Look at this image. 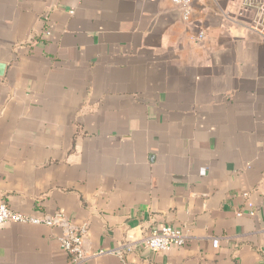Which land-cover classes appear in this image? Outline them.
Returning a JSON list of instances; mask_svg holds the SVG:
<instances>
[{
  "label": "crops",
  "instance_id": "1",
  "mask_svg": "<svg viewBox=\"0 0 264 264\" xmlns=\"http://www.w3.org/2000/svg\"><path fill=\"white\" fill-rule=\"evenodd\" d=\"M0 201L86 225L75 264H264V0H0ZM60 233L5 222L0 264Z\"/></svg>",
  "mask_w": 264,
  "mask_h": 264
},
{
  "label": "built area",
  "instance_id": "2",
  "mask_svg": "<svg viewBox=\"0 0 264 264\" xmlns=\"http://www.w3.org/2000/svg\"><path fill=\"white\" fill-rule=\"evenodd\" d=\"M172 1L182 7L183 16L186 18L189 15L192 0ZM202 37L203 33L200 32L197 35V39H202ZM251 213H253L252 210ZM7 221L59 227L61 229L58 237L60 246L69 254L73 264L85 262L93 255L83 245V240L87 233L86 225L77 226L64 215H27L11 210L4 202L0 201V227ZM186 241V233L170 225H163L156 231L144 233L139 239L141 245L153 252L166 251L174 246L179 247L184 245ZM213 245H217V239L213 241Z\"/></svg>",
  "mask_w": 264,
  "mask_h": 264
}]
</instances>
